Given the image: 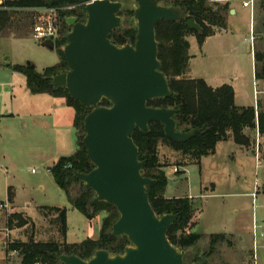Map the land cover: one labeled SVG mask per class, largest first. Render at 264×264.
Listing matches in <instances>:
<instances>
[{
	"label": "water",
	"instance_id": "1",
	"mask_svg": "<svg viewBox=\"0 0 264 264\" xmlns=\"http://www.w3.org/2000/svg\"><path fill=\"white\" fill-rule=\"evenodd\" d=\"M56 0H47L53 4ZM86 19L67 15L71 27L63 47L68 70L55 74L49 84L66 87L70 96L91 108L84 117L83 142L94 168L74 171L86 190L98 201L114 205L120 213L113 223V236H126L122 253L100 248L89 259L60 254L64 264H185V252L168 237L177 213L159 215L149 197L148 185L155 180L144 175L145 161L133 139L136 128L149 130L151 121L164 125L166 135L176 141L189 140L197 127H177L175 107H156L148 102L171 95L167 76L161 70L156 26L162 20L185 23L202 32L187 8L160 0H136L131 6L137 23L134 43L118 45L110 34L122 26L121 0H83ZM13 14V13H11ZM55 49V42H44ZM27 65L35 67L30 61ZM107 99L110 105L100 104ZM206 258L192 264H204Z\"/></svg>",
	"mask_w": 264,
	"mask_h": 264
},
{
	"label": "rangeland",
	"instance_id": "2",
	"mask_svg": "<svg viewBox=\"0 0 264 264\" xmlns=\"http://www.w3.org/2000/svg\"><path fill=\"white\" fill-rule=\"evenodd\" d=\"M121 1L125 6L120 12L123 18L120 28L136 27L137 23L133 14L128 12V8L136 5V0ZM166 1L170 0H165V3ZM217 3L223 4L224 2H209L213 6ZM256 5H258L257 12L261 14L264 10V0H255L253 6L245 9L241 7V4H237L239 14L234 20L240 21L243 26L246 25L247 32H249L250 12L253 9L255 11ZM82 10L79 8L78 13L81 14ZM10 11L13 13L11 14L12 19L0 32V106L6 105L5 111L20 110L26 107L32 110L38 106L36 99L40 97L48 99L47 95L51 94L40 96L32 93L28 89L26 75L16 70L14 66H24L30 61L37 71L42 72L46 67L58 64L61 56L56 44L55 49H50L44 41L33 36L37 12L32 9L13 8ZM67 15L74 14L67 13ZM79 18L85 20L86 16ZM259 20L257 18V21ZM58 25L60 36L71 30L70 26L69 28L64 27L61 13L58 14ZM192 37L194 34L188 35L187 39ZM247 37H249L248 33ZM63 47L64 45L61 49ZM195 74L198 76L202 74L200 66L195 69ZM184 77L190 78L188 70ZM49 109H44L46 111L44 114L30 113L24 118L18 115L3 117L0 122V201L6 200L10 188V198L14 200L16 207L27 208V211H19L29 221L20 227L15 219L10 227V236L16 241H27L33 238L36 241L59 242H67L66 236L71 242L98 238L101 227L100 229L94 227V233L92 232L90 219L72 205L66 192L57 184L54 173L47 170L48 167L53 168L54 165L53 156L57 152V143H54L52 139L55 133L57 135L56 131H59L55 127L57 125L56 114L54 115L51 111L47 113ZM45 121L49 123V126L45 124ZM255 132L250 129L248 135L253 136ZM231 137L233 138L230 132ZM262 150L264 153V141ZM157 154L158 163L163 166L167 176L173 173V176L169 177L171 181L168 183L165 195H173L176 190L180 195L197 196L191 198L194 204L192 217L194 224L186 231L202 234V238L196 245L183 248L185 264H192L203 257L206 258L204 264H254V252L257 264H264V237H261L260 229L255 251L252 240L253 216L255 214V219L260 220L261 215H264V196L256 200V207H254L253 198L243 194L253 189L256 178L259 179L261 187H264V162L258 168L252 165L245 176L237 178L231 184L219 183L218 187L212 190L214 184L210 182L205 188L203 183L205 178L200 174V165L191 156L175 150L163 140L157 143ZM209 176L212 177L211 173ZM244 179L247 181L244 182ZM76 193H78V187L74 194ZM55 206L67 209L65 237L60 231L59 213L51 209ZM13 212L15 211L12 207ZM99 215L103 217L105 212ZM4 225H7L6 216L1 221V226ZM2 236L1 233L0 243L3 240ZM213 239L218 242L213 252L208 254L214 243ZM4 261V250L0 244V264Z\"/></svg>",
	"mask_w": 264,
	"mask_h": 264
},
{
	"label": "trees",
	"instance_id": "3",
	"mask_svg": "<svg viewBox=\"0 0 264 264\" xmlns=\"http://www.w3.org/2000/svg\"><path fill=\"white\" fill-rule=\"evenodd\" d=\"M83 0H56L48 4L47 0H0V32L12 19L10 9H31L42 6H64ZM164 1V3H163ZM166 5H179L188 9L190 16L202 27V32L190 28L185 21H167L162 19L156 26V37L159 43V59L162 63L161 70L168 78L171 95L165 98H157L148 102V105L156 107H175L179 109L175 118L179 130L186 131L197 127L196 133L187 141L170 139L164 125L158 121L149 123L147 132L136 128L133 139L139 148V157L145 161L144 175L151 177L155 182L148 185L150 201L159 214L177 213V220L170 226L168 237L179 248H187L196 245L202 238V234L186 230L193 227L192 217L194 204L190 197H166L165 191L169 183V177L163 166L160 165L157 154V143L163 140L175 150L191 156L200 165L204 156L213 154L219 141L227 140L232 133L233 139L239 144L248 145L250 138L245 129H255L257 124L259 131L264 136V113H256L253 106L240 107L235 103L234 88L230 84H222L213 87L203 78L184 77L190 60V42L187 36L194 34L201 45L207 36L214 33L215 27L226 25V14L229 13V3L209 4L210 0H160ZM128 12L133 14L131 8ZM64 27L69 28L65 21L67 13L61 11ZM79 17L86 16L85 10L80 13L72 12ZM137 33L136 27L115 29L110 38L118 45L134 43ZM67 33L57 38L55 44L59 50L61 60L58 64L46 67L42 72L30 65H15L16 70L24 72L27 86L32 93H49L56 97H66L68 105L75 109L74 125L78 133V148L68 156H61L54 163L50 171L54 173L57 184L66 192L72 205L87 218L93 219L105 212L98 238H87L81 242L68 243L59 241H36L30 238L27 241H15L11 248L21 250L22 262H41L42 264H64L59 260L60 254H76L83 259H89L96 249L105 248L111 253H122L129 244L126 236L116 237L111 233L113 223L119 218L117 208L106 201L96 200V194L92 190H86L83 182L75 175L74 171L89 172L94 168L90 160L86 146L83 142L85 135L84 117L91 110L73 99L66 87H53L49 84L51 78L60 72L68 70V64L64 56L62 45L67 42ZM56 48V47H55ZM102 105H110L107 99L101 101ZM78 187V193L74 194ZM43 209V208H40ZM58 211L61 222V233L67 234V209L52 207ZM17 219L18 226H24L29 221L19 212H13L9 216V226ZM225 238L224 236L222 237ZM211 251L218 242L213 239Z\"/></svg>",
	"mask_w": 264,
	"mask_h": 264
},
{
	"label": "crops",
	"instance_id": "4",
	"mask_svg": "<svg viewBox=\"0 0 264 264\" xmlns=\"http://www.w3.org/2000/svg\"><path fill=\"white\" fill-rule=\"evenodd\" d=\"M224 3H229L230 5L229 13L226 14V25L224 27H215L214 33L207 36L201 45L198 43L195 35L189 39L190 60L188 76L190 78H203L213 87H218L225 83L230 84L234 88L236 105L240 107L253 106L256 113L259 115V113H264V10L259 14L257 12L258 5H256L255 11L253 9V11L250 12L249 32H247L246 25L243 26L240 21L237 22L234 18L239 14L237 4H241L243 9L248 7L243 6L242 0H228ZM257 18L260 20L257 21ZM247 33L249 37H247ZM197 66L201 67L202 74L199 76L195 74ZM35 94L43 96L48 93ZM47 96H49L48 99H42V97L36 99L38 106L32 110L30 107H26L25 109L20 108V110L5 111L4 108L7 106H0V122H2L3 117L18 115L24 118L30 115V113L44 114L46 113L44 109L50 108L47 113L51 111L54 115L56 114L55 120L57 125L55 127L59 129V131H56L57 135L55 133L52 139L54 143H57V152L53 156V163H56L61 156L71 155L78 148V133L74 125L76 113L75 109L68 105L66 97H56L54 95ZM45 124L49 126L48 122ZM249 130L248 128L245 129L247 135L249 134ZM253 130L257 131V126ZM7 131L10 130L7 129ZM248 137L250 138V143L248 145L239 144L232 137H229L227 140L219 141L213 154L202 157L199 167L201 176L205 178V180H203L205 188H207L209 182L214 184V189L212 190H215L219 183L224 185L231 184V182L235 181L237 178L239 179L245 176L252 165L258 168L255 157L256 132L253 136L248 135ZM263 162L264 157L261 165ZM186 168L184 170L187 173ZM48 169L50 168L48 167L47 170ZM209 173H211L212 177L209 176ZM172 176L173 173H170L169 177ZM187 179L186 177V180ZM170 181L171 179H169V183ZM246 181L247 180L244 179V182ZM252 191L253 189L251 188L248 192H243V194L252 197ZM10 192L11 190L9 188L6 200L10 201L14 211L19 213H21L19 210L27 211L26 207H16L14 200L9 196ZM182 196H188L190 198L197 197L191 194L180 195L176 190L175 194L166 197ZM263 196L264 187L260 189L256 200ZM255 218L256 216L254 214L253 228ZM102 219V215H98L89 220L91 224L90 228L93 227V233L95 230L94 227L100 229ZM256 221L258 224L257 236L258 230L260 229V235L264 237V215H261L260 220L258 219ZM239 237L242 238L241 236ZM252 240L255 251L258 240L256 237L254 241V234ZM66 241L75 243V241H69L67 236ZM254 264H257L255 252Z\"/></svg>",
	"mask_w": 264,
	"mask_h": 264
},
{
	"label": "built area",
	"instance_id": "5",
	"mask_svg": "<svg viewBox=\"0 0 264 264\" xmlns=\"http://www.w3.org/2000/svg\"><path fill=\"white\" fill-rule=\"evenodd\" d=\"M212 2H225L228 0H210ZM255 0H242L243 6L249 7L253 6ZM85 2H76L64 6H42V7H35L31 8L33 11L38 13V16L35 18V24L33 27V36L42 41H47L49 39H53L56 42L57 38L60 36V27L58 25V14L61 11H71L78 13L79 8L84 10ZM82 10V11H83ZM81 11V12H82ZM74 14V13H73ZM76 15V14H74ZM78 16V15H77ZM264 136L261 135L259 131V126L257 124V131H256V141H255V157L257 167L261 165L262 159L264 157V153L262 150V143H263ZM50 171V169H48ZM261 183L258 178H256L254 182V188L251 193L253 197V205L256 207V198L261 189ZM12 213V205L9 200L0 201V234L2 233L3 240L0 243L3 250H4V263L3 264H42L41 262H28L23 263L22 257L23 254L20 249L18 248H11V244L14 243L16 240L10 236V226H9V216ZM7 217V225L1 226L2 218ZM257 229L258 224L256 219H254V241L257 237ZM6 231V232H3ZM5 234V235H4ZM1 238V237H0ZM16 259L18 261H16Z\"/></svg>",
	"mask_w": 264,
	"mask_h": 264
}]
</instances>
